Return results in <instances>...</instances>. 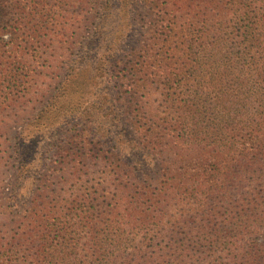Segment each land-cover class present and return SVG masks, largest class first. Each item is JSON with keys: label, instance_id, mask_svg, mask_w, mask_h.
I'll return each instance as SVG.
<instances>
[{"label": "trees", "instance_id": "obj_1", "mask_svg": "<svg viewBox=\"0 0 264 264\" xmlns=\"http://www.w3.org/2000/svg\"><path fill=\"white\" fill-rule=\"evenodd\" d=\"M131 1L136 6L147 0ZM156 1L150 6L161 7L163 17L153 33L140 49L132 48L129 57L115 64L116 108L111 120L119 126L124 121L121 116L130 115L133 127L125 130L129 143L117 140L103 148L105 133L88 142V134L94 128V112L90 108L85 112L74 109L68 117L77 114L75 118L85 120L76 123L80 128L73 129L68 142L74 148L60 155L62 163L58 165L65 164L76 171L99 162H104L105 167L113 166L121 197L126 193L130 197L128 214L145 220L157 217L153 224L158 228L162 226L161 212L156 215L150 210L158 209L162 195L153 190V176L148 173L162 167L165 177L173 166L186 174L182 178L188 184L200 181L195 190L185 189L188 184L177 187L180 194L197 199L200 206L204 200L220 198V205L211 200L209 210L215 212V217L207 225L200 229L191 227L181 238L172 236L164 250L158 249L159 264H170V257L172 264H198L201 260L211 264V251L220 246L229 251L227 264H264V242L254 237L264 228V0H205L209 14L204 26L210 17L214 19L209 24L211 28L205 30L195 29L193 20L199 17L197 0H160L159 5ZM2 6L4 0H0ZM229 14L238 18L231 27L224 24ZM185 17L189 21L183 20ZM13 25L14 31L25 28L21 22ZM112 39L104 50L118 52L122 41L118 44ZM13 66L9 65L4 77L6 101L18 91L14 89L23 85V80H18L20 74L14 76ZM96 68L103 79L113 70L102 61ZM32 141L30 138L28 145ZM85 144L101 148L82 151ZM28 145L24 147L27 151L21 150L18 155L21 168L27 171L32 169L34 159ZM169 153L173 158L166 164L161 159ZM17 193L35 202L31 186H19ZM36 213L26 219L34 227ZM52 220L49 216L47 225L53 226ZM43 231L47 237L40 249L23 254L31 259L29 264H49V250L65 255L72 246L64 232L55 227L48 233ZM58 232L59 239L50 238ZM245 235L251 242L244 254H236L237 243ZM1 241L0 264H12L13 250H4ZM116 241L113 239L108 245L111 252L102 249L101 264H115V253L119 252ZM121 254L120 264H143Z\"/></svg>", "mask_w": 264, "mask_h": 264}, {"label": "rangeland", "instance_id": "obj_2", "mask_svg": "<svg viewBox=\"0 0 264 264\" xmlns=\"http://www.w3.org/2000/svg\"><path fill=\"white\" fill-rule=\"evenodd\" d=\"M152 2L134 6L131 0H4L0 8V239L4 250H13L12 264H29L31 259L23 254L40 249L47 237L43 229L48 233L54 227L64 232L72 246L65 255L49 250V264H101V251L111 252L108 245L113 239L119 248L115 264L122 262L121 253L134 263L140 260L143 264H159L161 257L156 251L164 250L172 236L181 238L189 228L200 229L215 217L209 206L211 200L219 204L220 198L204 200L200 206L197 199L182 194V189L180 194L176 188H183L188 181L182 178L186 174L173 166L165 177L162 167L148 173L153 176V190L162 195L158 209L150 210L156 215L161 212L162 226L158 228L153 224L157 217L145 220L128 214L130 197L127 193L121 197L113 166L105 167L104 162H99L76 171L65 164L58 165L62 163L60 155L74 148L68 142L73 129L80 128L76 123L85 120L75 118L77 114L68 117L74 109L85 112L90 108L94 112L88 142L105 133L103 148L117 140L129 143L125 130L133 127L130 115L123 114L124 121L119 126L111 120L117 91L113 76L118 60L129 57L132 48L140 49L163 17V9L150 6ZM156 3L159 5L160 0ZM196 5L199 17L193 20L195 29H210L213 17L207 20L208 25L203 24L209 14L206 1L197 0ZM183 20L189 21L187 17ZM15 22L25 28L14 31ZM236 22L238 18L233 14L224 20L230 27ZM110 39L118 44L122 41L121 50L105 51ZM100 61L113 69L104 79L96 68ZM11 64L14 76L20 74L18 80H23V85L14 89L18 91L6 101L4 77ZM30 138L33 141L28 145ZM27 145L34 158L29 171L21 168L18 157L21 150L27 151ZM100 148L101 145L85 144L81 150ZM170 155L161 161L167 164L173 158ZM199 184L195 181L185 189L195 190ZM23 185L31 186L35 192L34 203L17 193ZM34 211L38 214L37 227L26 220ZM49 216L54 219L50 221L53 226L47 225ZM60 232L50 238L59 239ZM254 237L264 242V228ZM250 242L247 235L243 236L235 253L244 254ZM211 252V264H227L230 260L229 251L221 246ZM169 260L172 264L173 258Z\"/></svg>", "mask_w": 264, "mask_h": 264}]
</instances>
